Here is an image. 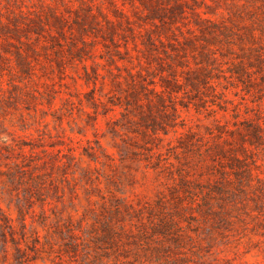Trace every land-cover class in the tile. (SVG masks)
Listing matches in <instances>:
<instances>
[{"label": "rangeland", "instance_id": "1", "mask_svg": "<svg viewBox=\"0 0 264 264\" xmlns=\"http://www.w3.org/2000/svg\"><path fill=\"white\" fill-rule=\"evenodd\" d=\"M144 1L0 0V264H264V0ZM89 5L118 19L131 61L111 62L95 25L79 40ZM20 8L65 14L76 37L24 67L27 38L3 27ZM148 33H215L217 94L159 98Z\"/></svg>", "mask_w": 264, "mask_h": 264}, {"label": "trees", "instance_id": "2", "mask_svg": "<svg viewBox=\"0 0 264 264\" xmlns=\"http://www.w3.org/2000/svg\"><path fill=\"white\" fill-rule=\"evenodd\" d=\"M146 4V0L143 3ZM146 6V5H145ZM93 5H89V9L87 13L81 18V21H78V28H79V40L82 41L84 44L86 43L85 40V30L88 26L95 25L93 28H98L101 36L103 37V46L105 48H109V42L113 45V52H110L109 49H106V52L109 53V59L111 62H116V57L120 60H128L131 61L130 56H123L120 47L121 42L117 38L119 36L117 26L119 24L118 19H114L110 17L107 13L103 12L101 10V7L98 8V13L93 10ZM30 14H27L26 11L23 9H19L16 13H14V16L9 18V22L7 24L3 23V27L7 28L6 35H9V38H14L21 43L24 41L22 40V36H25L27 38V41L25 42L27 49L17 47V55L23 59V65L24 67L31 66V60L29 57H27L24 54V50H31L33 52L38 51L37 47L46 48L47 46L55 48V46L58 44L60 46V50L64 51V41H68V35H72L73 37H76L75 31H73V28L71 26V23L69 21V18L63 14L58 12L55 9H51L49 13H40L37 15L36 18H32ZM79 17V16H78ZM19 18H23L26 21L21 22L18 21ZM127 19L128 27L130 29H134L133 26H131V21L129 18ZM22 24H25L23 27ZM25 30V35H20V30ZM53 29L56 30V33H53ZM215 31V30H214ZM35 34V40L32 41L31 35ZM138 34V33H136ZM136 35L133 32L132 37L134 38ZM164 36L163 33L159 35H152L148 33V39L146 41V50L148 54L143 55L146 59L148 64L151 63H157L161 67L162 70L166 71L167 74L161 75L162 83L160 84L162 86L161 94H159V98H162L163 93H165L168 90H171V92H181L185 90L186 88L191 89V91H194L195 97H189L190 101L198 102V105H200L203 101V95H205L206 91L205 89L211 90L213 94H217L216 92V84L214 83V75L211 74V69L215 68V66H218L219 64V58L217 55V52L212 47V45L208 44L212 42L211 40L216 39V35L211 34L210 36H205V41L207 43H203L200 39L197 38H186L185 41L181 42L180 40L176 39L175 41H171L170 39L165 42L163 40ZM70 37V36H69ZM9 42H12L8 39ZM135 44V48H138L137 40H133ZM71 43H76L75 50L80 51L84 48L82 46H79L77 42H75V39L71 41ZM158 43H161L163 46V49L158 48ZM125 48V53L130 54V42L128 39H125V42L123 44ZM188 50L192 51V57L194 59V63L197 65L194 69H184L187 65V52ZM81 56V55H77ZM138 62L141 64V57L138 55ZM56 60L61 64L64 62L65 57L63 55H59L56 57ZM117 68L121 69L117 64ZM179 66L182 67V70L179 72ZM240 71L238 72V77L240 78L241 75L244 74H250L248 68H245L244 65L239 64ZM96 76H100L101 73L99 71H94ZM128 74L133 77L137 73H133L132 71H128ZM118 74H115V82L120 85L121 81L118 79ZM126 78V77H125ZM134 84L135 80L133 79ZM155 83V81H153ZM156 92H158L155 88H153ZM196 98V99H195ZM198 98V99H197ZM199 100V101H197ZM165 134L168 133L166 129H163Z\"/></svg>", "mask_w": 264, "mask_h": 264}]
</instances>
